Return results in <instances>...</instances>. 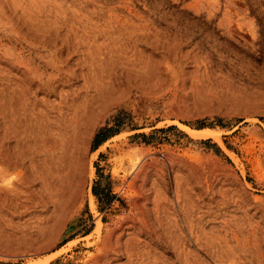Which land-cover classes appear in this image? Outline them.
<instances>
[{"label":"rangeland","instance_id":"1","mask_svg":"<svg viewBox=\"0 0 264 264\" xmlns=\"http://www.w3.org/2000/svg\"><path fill=\"white\" fill-rule=\"evenodd\" d=\"M36 86L84 133L53 212H0V264H264V0H0L8 124Z\"/></svg>","mask_w":264,"mask_h":264},{"label":"bare ground","instance_id":"2","mask_svg":"<svg viewBox=\"0 0 264 264\" xmlns=\"http://www.w3.org/2000/svg\"><path fill=\"white\" fill-rule=\"evenodd\" d=\"M37 87L32 91H25V99L22 101L23 114L25 112L28 117L23 118V121L29 120V124H35L36 131L35 127H30L26 121L21 128L14 122L8 124L5 108L0 113L4 119V124L1 122L0 128V180L19 167L24 170L20 184L11 183L7 190L0 191V212L13 218L31 216L35 213L43 216L51 209L54 211L55 204L65 197L66 190L70 187L68 175L71 160L84 133V120L82 114L79 115L82 111L78 114L75 102L76 108L66 102L61 107L53 108V111H50L52 108L47 110L42 99L47 97L45 95H49L50 91L37 90ZM38 94L43 97L37 99ZM19 185L23 186V190L20 191Z\"/></svg>","mask_w":264,"mask_h":264}]
</instances>
